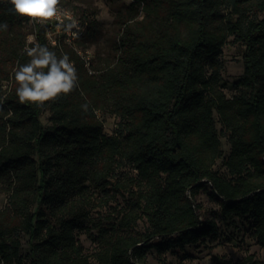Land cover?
<instances>
[{"label": "trees", "instance_id": "16d2710c", "mask_svg": "<svg viewBox=\"0 0 264 264\" xmlns=\"http://www.w3.org/2000/svg\"><path fill=\"white\" fill-rule=\"evenodd\" d=\"M139 4L142 17L121 22L114 64L95 74L75 50L98 34L95 19L81 17L87 30L74 45L52 46L46 27L36 26V43L58 59L67 54L78 77L70 94L38 108L18 103L13 84L14 70L31 59L28 20L0 0V24L8 25L0 29V191L9 194L0 211V264H22L19 231L29 236L31 264H90L76 232L85 229L96 192L120 190L111 179L122 163L136 174L125 208L93 224L97 264H146L152 252L156 264H172L164 253L215 237L216 223L200 219L194 199L206 186L224 222L253 220L264 249V0ZM230 37L244 46V68L239 93L228 98L220 56ZM106 109L118 120L111 134L98 117ZM217 123L230 145L226 157ZM220 158L229 177L213 170ZM142 217L148 227L139 231ZM242 264H253L251 255Z\"/></svg>", "mask_w": 264, "mask_h": 264}, {"label": "rangeland", "instance_id": "374dc122", "mask_svg": "<svg viewBox=\"0 0 264 264\" xmlns=\"http://www.w3.org/2000/svg\"><path fill=\"white\" fill-rule=\"evenodd\" d=\"M68 8L77 15L87 19H95L99 24V31L95 38L90 41H83L80 46L82 53H87L90 57L89 65L85 68L90 74L101 71L108 66H112L118 56V39L121 34V22H126L131 17L137 16L133 20L142 17L139 0H65ZM261 14L252 13L250 17ZM83 19V18H81ZM84 20V19H83ZM132 20V21H133ZM32 32L30 26L24 29L25 39ZM243 52L244 46L233 37L227 40L223 47L220 59L223 63L221 71L220 87L226 97L239 93L237 81L243 73ZM81 56V55H80ZM82 57V56H81ZM9 88V82L2 83V89ZM48 112L41 114V122L48 126ZM102 121L103 131L111 134L117 118L113 116L110 109L98 113ZM215 118L217 120L216 114ZM220 132L222 157H226L230 151L227 136L221 125L217 123ZM122 163V162H121ZM119 166L111 183L117 181L121 188L116 191L109 188L108 193L96 192L90 204V211L85 229L76 232V239L83 246V254L89 258L90 264H97L95 253L98 250L97 232L93 226L100 219H113L127 205L126 189L132 186V178L136 172L127 163ZM213 170L219 175L229 177L223 165L222 158L216 160ZM134 189V188H133ZM209 188L206 186L197 191L195 203L199 205L197 211L203 221H214L217 225V234L213 238H207L196 245H189L182 251L166 252L163 254L166 261L175 264L182 261L186 264H242L251 255L253 264H264V249L260 247L254 235V222L250 217L234 218L230 222H224L219 215L218 205L208 197ZM7 192L0 191V211L8 206ZM148 223L144 217L137 222V229L144 231ZM21 243L20 255L22 264H31L29 256V236L20 232L18 234ZM146 264H156V255L152 252L147 255Z\"/></svg>", "mask_w": 264, "mask_h": 264}, {"label": "clouds", "instance_id": "9594fccd", "mask_svg": "<svg viewBox=\"0 0 264 264\" xmlns=\"http://www.w3.org/2000/svg\"><path fill=\"white\" fill-rule=\"evenodd\" d=\"M10 5V12L17 18H27L30 24H49L55 22L57 32L61 29L77 38L80 31L78 21L68 10L59 7L60 0H2ZM67 21V23H65ZM7 23L0 24V29L7 30ZM73 29H77L73 32ZM52 32L46 37L51 38ZM27 42L33 44L25 48L31 58L27 64L14 70L13 84L20 104H32L43 108L47 102L55 101L61 95L67 96L78 87V77L74 63L67 54L57 58L55 52L49 51L46 46L36 43L35 35H29ZM55 41H52L55 46ZM46 69V71H45ZM89 105H81L87 112ZM11 116V113L8 114Z\"/></svg>", "mask_w": 264, "mask_h": 264}, {"label": "built area", "instance_id": "2783aa9c", "mask_svg": "<svg viewBox=\"0 0 264 264\" xmlns=\"http://www.w3.org/2000/svg\"><path fill=\"white\" fill-rule=\"evenodd\" d=\"M59 7H60L61 9H65V10L70 11V12L72 13L73 17L78 21V27H79V29H80V31H79V33H78V36H77V38L73 39L72 36L66 34V33L63 31V29H61L59 32H57V30H56V28H55V22H52V23H49V24H45V25H43V26L46 27V33L49 32V31L52 32V36H51V38H50V39L47 38V37H46V38H47L49 44L52 45V46H53L52 41H55V42H56V43H55V46H56L57 43H58V40H59V39H62L63 42L66 43V44H68V45H74V42H75L80 36H82V35L86 32V30H87V22H86L85 20L81 19L80 17H77V15H76L72 10L68 9L67 7H65L61 2H60ZM65 23H67V21H65ZM38 25L41 26V24H35V25H33V24H30V23H29V26L32 28V32L30 33V35H36V31H35L36 29H35V28H36V26H38ZM72 31H73V32H76L77 29H73ZM46 33H45V35H46ZM35 37H36V36H35ZM75 50L77 51V53H78L79 55L82 56L85 65L88 66L89 63H90V57H89L88 55H86L87 53H86V52H85V53H82V51H81L79 48H76ZM115 128H116V126L114 127V129H115ZM114 129H113V130H114ZM112 132H113V131H112Z\"/></svg>", "mask_w": 264, "mask_h": 264}]
</instances>
